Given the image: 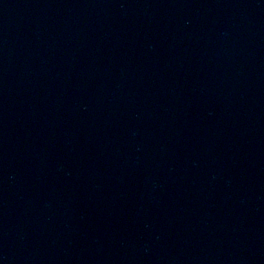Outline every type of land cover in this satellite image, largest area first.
Instances as JSON below:
<instances>
[{
  "label": "water",
  "instance_id": "water-1",
  "mask_svg": "<svg viewBox=\"0 0 264 264\" xmlns=\"http://www.w3.org/2000/svg\"><path fill=\"white\" fill-rule=\"evenodd\" d=\"M0 264H264V0H0Z\"/></svg>",
  "mask_w": 264,
  "mask_h": 264
}]
</instances>
